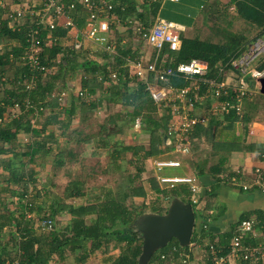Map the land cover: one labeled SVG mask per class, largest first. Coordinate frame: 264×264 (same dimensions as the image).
Segmentation results:
<instances>
[{"label":"trees","instance_id":"16d2710c","mask_svg":"<svg viewBox=\"0 0 264 264\" xmlns=\"http://www.w3.org/2000/svg\"><path fill=\"white\" fill-rule=\"evenodd\" d=\"M23 1L25 0H17L18 3ZM113 4L115 13L121 18L124 27L127 26L126 21L132 18H137L145 26L150 27L161 8L159 2L141 4V11L138 10L135 0H115ZM231 13L236 15V22L240 26L239 34L231 32L225 37L219 35L215 37L211 33L201 39L199 36H187V31H184L177 51L171 52L167 48L163 50L161 55L165 56L164 69H176L179 64H188L192 60L206 62L208 72L200 83L203 94H206L209 82L221 84L229 77L242 78L234 63L258 40L264 39V0H229L226 3L211 4L202 19L208 21L210 15ZM3 14V9L0 7V42L6 40L16 42L17 45L10 51L4 50L0 53V86L5 87L7 84L11 86L0 89L2 96L0 157L12 155L0 159V168L8 174L7 176L5 173L0 182L6 187L15 185L19 189L12 195L17 197L18 205L12 212L4 206L1 215L4 220L0 222V237L4 227L10 223L16 226V233L8 240V245L3 244L0 239V249L3 251L13 249L17 253L16 256L20 250L22 254L18 259L19 264H49L55 256L60 261H65L70 255L76 257L80 254V261H84L87 256V253L83 254L85 249L95 252L110 249L111 245L118 248L125 244L113 264H139L143 240L133 229L137 219L146 213L166 214L169 202L173 198H180L192 204L197 220L195 206L189 200L192 191L188 185L177 184L170 188L159 184L156 176L151 174L146 184L140 183L141 174L145 170L136 167V173H133L127 171L124 164L126 153H131L135 159L143 163L152 158L164 157L170 150L166 140L170 139L168 133L170 115L167 112L159 115L158 106L153 101L147 85L154 84L156 89L164 86L183 88L188 82L183 76L175 74L168 77L167 82H155L152 76L144 83L130 76L127 68L117 71L115 66L122 65L124 58L129 57L131 60L138 58L137 51L131 48L122 50L119 47L117 56L105 52L108 56L101 54L103 60L100 62L88 54L83 55L73 47L64 49L59 43H55L51 49L46 51L44 49L42 59L49 70L55 68L56 71L37 75L34 88L27 90L22 82L30 79L34 73L21 57L27 53L29 47L25 34L30 23H23L21 29H11ZM211 26V30L217 31L216 25ZM65 34L66 30L61 28L54 33L57 37H64ZM9 45L10 43L7 46ZM58 56L60 59L56 62ZM253 68L258 74L264 73V54L253 61L251 69ZM114 71L118 73L116 80L111 78ZM10 72L13 74L10 75ZM78 75L80 76L79 91L88 95L89 99L82 100L78 94L69 89V81ZM44 77H47L45 81H43ZM57 91L60 92V96L68 93L66 106L60 107L58 103L60 96L55 95ZM95 95L99 98H95ZM233 95L234 92L230 91L229 95H223L220 100L224 102ZM103 103L106 105L105 114L103 112L105 119L97 125V128H93L90 121L99 120L95 114L96 112L99 114L100 105ZM110 106H122L132 111H127L126 114L116 110L114 112ZM44 109H49L47 115ZM137 119L141 121L140 130L149 137V147L126 146L116 140L113 143L114 136L118 133L122 135L124 127L125 129L132 127ZM229 119L233 123L234 117L231 116ZM220 125V121L213 120L208 127H198L191 136L196 174L198 177L209 174L217 183L232 184L231 180L237 174L227 169L229 155L242 148L249 149L250 146H243V141L240 140L217 139L215 130ZM59 139L63 142L59 143ZM112 144L115 147L113 150H111ZM207 144L210 145L209 149L206 147ZM53 145L57 151H54ZM118 146H121V149H118ZM89 147L90 156L101 157L102 154H106L109 157L105 169L99 171L96 170L97 168L86 167L83 164L79 174L84 181L75 177L70 182V190L67 189L65 192L69 193L66 198L73 202L87 198L91 201L81 205L62 202V199L57 198L50 201L48 192L38 189L37 180L40 171H37V168H43L44 161L55 152L54 167L56 169L67 167V175L71 177L77 173L75 165L84 163L82 157ZM130 162L134 164L132 160L127 161L129 164ZM103 174L106 176V185L101 187L98 193L94 191L89 196L84 188L88 184L85 177L97 178L99 181L98 178ZM53 178H56V174ZM120 181L122 184H119ZM30 186L33 187L30 189L31 192H29ZM137 198L143 200L142 206L136 203ZM147 200H149L148 204H145ZM140 206L149 208V211H139ZM64 213L69 215L70 219L61 226L58 218ZM31 214L32 217L28 218ZM92 216L94 218L89 220ZM250 217L249 214L243 215L240 222L249 220ZM257 219L264 228V213H258ZM36 220L51 221L53 227L51 230L34 229ZM196 224L195 221L191 243L196 241ZM234 230L231 228L220 237V243L225 245L223 254L228 252V242L232 239ZM208 236L214 239L212 234ZM245 242V244L255 243L249 236L245 238ZM172 243V246H177L181 251L189 250L180 248L176 240ZM174 247L169 246L167 249L172 250ZM165 252L166 250L161 251L160 254ZM157 259L158 256L154 261ZM7 260L4 252H1L0 264H6ZM154 261L152 257L149 264H153Z\"/></svg>","mask_w":264,"mask_h":264},{"label":"crops","instance_id":"0c3cea01","mask_svg":"<svg viewBox=\"0 0 264 264\" xmlns=\"http://www.w3.org/2000/svg\"><path fill=\"white\" fill-rule=\"evenodd\" d=\"M64 1L70 2L72 0H64ZM112 1L114 3L115 0H112ZM135 1L138 5L137 6L138 10L141 9L142 7L141 4H144L147 2L146 0H135ZM228 1L229 0H201L199 13H191L190 12L191 7L189 6V3L191 2V0H178L175 2L171 0H159L155 2V3L159 2L161 4L160 13L156 19L160 18V19H164L170 22L183 25L184 27H186L185 31H187V28L190 29V33H191L190 36L192 37H195V36L200 37L199 34L204 29L205 32L203 33V36L200 37L201 39L206 38V36L208 35V32L210 33V31L216 32L217 35L221 37L222 36L225 37L231 32L239 34V29L237 28H240V27L238 25V22H236L237 18H236L235 13L222 14V15L216 14L213 16L210 15L208 21H204L202 19V17H204L206 14L208 6H210L211 4H217L221 2L226 3ZM16 3L18 4L17 1L11 2L8 4L6 2V5L4 6V8H2L4 12L3 14L4 19H5L6 14L10 11V9L15 8V6H17ZM182 13H186V19L190 21L189 23L185 22V19L182 18ZM71 16L80 29L84 28L85 20L87 17L86 12H84L81 8L78 7L77 11L73 12ZM201 22L203 24V27L198 26V23H201ZM211 25L213 26L216 25L218 27L217 31L211 30L210 29L212 27ZM8 27L13 29L10 23H8ZM125 30L129 31L128 28L121 26L118 29V32L116 34L122 37V39L126 42L124 44H119V47H121L122 50L124 49L127 50L131 48L133 49V51H137L139 56L141 54V57H143L144 60H145V56L148 53V51H151L153 52L152 57L147 62L153 61L156 55V51L152 47L148 46L145 42H142V40L136 39V41H139L140 44L143 45L142 47H139L136 44H132L129 38H126V39L123 38L125 35H128L126 34ZM130 32L132 33L131 30ZM245 35L249 37V35L247 34ZM65 36L64 37L56 36L57 38H60L58 43L64 49L65 47L71 48L73 40L71 38H69L68 40L65 38ZM262 41L264 42V40ZM9 43L10 45L8 47L7 45ZM16 45H17L16 42L4 40L0 42V47L2 48V50L0 49V53L3 52L4 50L10 51L12 47ZM255 45L256 44H254L249 50L251 51ZM52 46L53 45L45 44L44 46L45 51L47 49H51ZM79 52H81L83 55L88 54L90 56L93 52H96V54L99 55L97 56V59L100 62H102L103 60L101 59V54L103 56L104 55L108 56L107 55L108 53L106 54L105 51L102 49V47L92 42L86 41V40H84L82 50ZM247 53H245L244 55H246ZM127 58H124V62L122 65L115 66L117 71L118 70L120 71V69L122 68H126L125 65H126ZM103 63H106V62H103ZM79 72H81V70H79ZM261 75L263 76L264 73L258 74V71L255 68H253L249 70L248 75H246L245 77H242V78L229 77L228 80L226 79L227 83L230 81H233V83H238L239 86L243 85L244 87L242 86L241 87L246 90V93L243 99H240L238 101L235 100L231 102V105L233 104L234 106L229 107V110L225 112L218 111L217 113H214L213 111H215L216 109L215 107L219 105L218 103L222 102L220 99L223 95H229L230 91H233L234 95L238 94V90L241 89V87H225L221 96L216 99L213 96L209 95L207 91H206V94H203L202 87L201 89H199L198 92L196 91L193 93V97H197V100H196L197 102H196L194 113H196L198 116L207 117L208 121L204 125L196 126L194 130L188 134L190 145L192 143V141L190 140L191 136L193 135V133L198 127H208L211 125L213 120L214 121L218 120L221 122V125L219 126V128L215 130L217 131L216 132L217 137H218L217 139H220L222 141L234 140V139L240 140V141H243V146L245 145L250 146L249 149L242 148V149L233 151L229 155L227 169L237 174V176L234 177L237 180L235 185L217 183L215 178L209 174H206L203 177H198L196 174L197 171L195 168L194 155L192 152V148L190 149V153L188 155L177 153L174 150L175 142H172L171 139L169 140L166 139L167 145L170 148L169 153L166 154V156L152 158L146 162L147 163V165L145 166L146 171H148L149 174L156 176L155 177L156 179H158L159 177H162V178H192L194 179L193 186L198 189L196 193L192 192V194L189 197V200L195 206V211L197 214V220H196L197 224H196V230H195V233L197 234L196 241L194 243H191L189 247H186L187 249H189L187 252L183 250L182 251L179 250L178 247L175 245L172 246L173 244L172 243L173 241H172L171 243L168 244V246H171V247L175 246L174 248H176L177 251L174 252L173 248L172 250L171 248L166 249L165 253H161L158 255V259L154 261L153 264H181L182 259H183L180 256L181 254L188 255V258H190L191 262H193L192 264H210L208 260L210 247L213 246L221 254H223L224 252L223 248L225 245H222L220 243V237L224 233H227L229 230H231V228L235 229L234 234H233V237H234L238 232V228L240 224L244 221H250L251 223L254 224L255 228H254V233L252 234L257 236L254 238L252 235L249 234V235H246V237L249 236L252 240L255 241V243L264 242V228L263 226H260L261 221L257 219L258 213H264V192L255 185V182L257 180V173H256L257 169L259 168L263 169L262 178L264 180V94L261 93V85L259 82V79H261L262 77ZM7 86H9L8 88L11 87L10 84H7ZM174 88L182 89L179 87H174ZM1 97L2 96L0 95V98ZM229 98H227L226 100H228ZM159 115L161 116L160 112H159ZM231 116L234 117L233 123L229 119ZM135 125L136 123L134 124V126ZM137 129H141V125ZM227 131H230L231 134ZM143 133L146 134L145 132ZM62 142H63L62 139H59V143H62ZM206 147L209 148L210 145L207 144ZM55 150L57 151V148L55 149L54 147V151ZM11 156H12L11 154L6 155V156H1L0 159L11 157ZM52 156H54L55 158V152H54V155ZM52 156L50 155L48 158ZM157 161H178L181 163V166L179 168H165L161 171H158L155 166ZM48 170L50 171V169ZM169 170H173V172L176 173V175L169 176V174L172 173V172H169ZM37 171H40L38 175V180H37L38 182H39V177L43 178L47 176L44 173L48 174L47 169L44 173H43V168L42 170L40 168L38 170L37 168ZM111 171L112 173L114 172L113 169ZM5 173L7 174V172H4L3 169L0 168V181L2 177L5 176ZM56 177H58L57 180H62V179L63 181L64 179L68 180L69 176L67 175V167H64V166L59 167L57 169ZM46 178L48 182L54 186L53 183L55 181L53 179H51L52 180L51 181L50 178L48 179V177ZM61 184L62 183H58V186H61ZM53 186L50 185V188H53ZM188 186L191 188V191H192V187L190 185ZM244 187H248V189L244 190ZM32 188H33L32 186L29 187V192L32 191V190L30 191V189ZM48 188L49 187L44 186L42 190L47 191ZM17 189H19L18 186L11 185L9 187H6L4 184L0 182V222L4 220L3 217H1L4 206H6L10 210V212H12L15 209V207L18 205L17 197L12 196L14 195L15 190L17 191ZM207 195H212L213 197L208 198ZM137 199L139 201L142 200L141 198H137ZM172 200L169 202L167 206V210ZM87 201L90 202L91 199L87 198ZM184 203H187V202H184ZM145 204H148V202H146ZM246 214L251 215L250 219L243 220L240 222L243 215H246ZM61 216L58 219L60 221H63V219H65L64 223L68 222V220L70 219V218H65L66 216L64 218ZM31 217H32V214L28 216V218H31ZM93 218L94 216L90 217L89 220ZM44 222L45 220H36V223L34 224V229L42 230V224ZM14 233H16V226L13 223L12 224L10 223L9 225L5 226L4 229L2 230V236L0 237L3 244H7L8 240L11 238V236ZM208 234H212L214 236V239L210 238ZM232 239L230 240V242H228L229 248H230ZM255 243L251 242V245ZM124 246L125 244L122 246H119L118 248H114L113 245H111L110 246L111 249H101L95 252H90V249H85L83 251V254L87 253V256L84 261H80L81 260L80 254L76 257L70 255L67 257L65 261H60L58 257L55 256L53 260L49 262V264H95L94 263L95 258L98 253H100L99 255H101V253L104 255H101L100 257V259H102L101 263L97 262L96 264H113L115 259L119 256L120 251H122V247L124 248ZM180 248L182 247L180 246ZM186 248H182V249H186ZM1 252H4L5 258L8 259L6 264H19L20 260L18 259H20L21 254H22L20 250L18 251L17 256H16L17 253L13 249H5L4 251L3 249H0V253ZM162 256H166V258L162 259ZM226 264H247V263L240 259H229ZM262 264H264V262Z\"/></svg>","mask_w":264,"mask_h":264},{"label":"built area","instance_id":"2783aa9c","mask_svg":"<svg viewBox=\"0 0 264 264\" xmlns=\"http://www.w3.org/2000/svg\"><path fill=\"white\" fill-rule=\"evenodd\" d=\"M17 0H13L15 2ZM147 3H155L159 0H146ZM178 1V0H171ZM17 4V3H16ZM6 0H0V7L4 8ZM81 8L87 13L84 28L80 29L72 18L71 14ZM141 11V10H139ZM5 19L11 24L13 29H21L23 23H30L25 40L29 44L27 53L21 57L31 69L34 75L22 82L27 90L34 88L37 75H45L49 72V68L43 62L42 54L44 51L43 44L53 45L58 43L54 33L58 28L66 30L65 38L73 40L72 47L78 51L82 50L84 40L92 42L108 53L117 56L119 44L126 43L122 38L118 37V29L123 25L121 18L115 13V6L112 0H72L65 2L64 0H25L19 2L15 8L10 9ZM126 28L132 31L140 40L152 47L156 51L153 61L145 62L141 54L135 60L129 57L126 59L125 67L128 69L130 76L135 77L138 81L147 82L152 76L155 82H167L168 77L175 74L183 76L188 85L182 89L164 86L156 89L154 84L147 85L151 92L153 101L157 104L161 115L168 113L170 122L168 125V133L172 142H175V152L183 155L190 153L191 145L188 134L198 125H204L208 119L205 116H198L194 113L197 97H193L194 92L201 89L200 83L208 72V64L201 60H192L190 63L179 64L176 69H164V59L162 52L165 48L171 52L177 51L181 45V34L185 31L183 25L170 22L164 19H156L150 26H145L139 19L132 18L125 23ZM19 27V28H18ZM74 32V33H73ZM2 50V48L0 47ZM251 53V52H250ZM249 52L243 55L236 63L235 67L241 75L245 77L249 73V65L251 58L254 57ZM161 60V63H160ZM262 76V75H261ZM112 80L118 78V73L111 74ZM229 79V78H228ZM227 79V80H228ZM5 80V79H4ZM207 93L215 99L220 97L225 87H244L238 83L230 81L218 84L209 82ZM238 90V94L233 95L228 100L218 103L214 113L218 111L225 112L229 107H233L231 102L243 99L246 90L242 88ZM78 95L82 98H88L84 92L79 91ZM237 98V99H236ZM16 110L18 105L16 104ZM15 110V111H16ZM140 119L136 121V127H140ZM156 169L161 171L165 168H179L181 163L178 161H157ZM263 169H257V180L255 185L264 192V180L262 178ZM159 184L170 186L173 188L177 184H186L192 187V192L196 193L198 189L193 186L192 178H162L158 179ZM236 178H232V185L236 184ZM248 187H244L247 190ZM196 202V201H194ZM53 223L45 221L42 229L51 230ZM254 224L250 221H244L240 224L237 234L233 237L228 253L221 254L213 246L210 247L208 260L210 264H226L229 259H240L247 264H262L264 261V242L245 244L246 235L257 237L254 233ZM173 251H177L173 248ZM181 264H192L188 255L181 254ZM166 256H162L165 259Z\"/></svg>","mask_w":264,"mask_h":264},{"label":"rangeland","instance_id":"374dc122","mask_svg":"<svg viewBox=\"0 0 264 264\" xmlns=\"http://www.w3.org/2000/svg\"><path fill=\"white\" fill-rule=\"evenodd\" d=\"M6 2H7V4L8 3H11V2H13V0H6ZM200 2H201V0H191V2L189 3V6L191 7V13H199V8H200ZM182 18H184L185 19V22H187V23H189L190 21L188 20V19H186V13H182ZM192 21V20H191ZM198 26L199 27H203V24H202V22L201 23H198ZM240 27V26H239ZM205 29H207V28H205ZM237 29H239V28H237ZM201 30V29H200ZM207 31V30H206ZM125 32H126V34H128V35H125L123 38H129L130 39V42L132 43V44H136L137 46H139V47H142L143 45L142 44H140V42L139 41H136V39H138V40H140L138 37H137V35H134V34H132L131 32H130V30L128 31V30H125ZM124 32V33H125ZM205 32V30L203 29L201 32H200V37L201 36H203V33ZM212 33V35L213 36H217V33L216 32H211L210 31V33L208 32V34H211ZM186 35L187 36H190V29L189 28H187V33H186ZM121 36H123V35H121ZM118 37H120V36H118ZM120 38H122V37H120ZM262 40H264V39H262ZM262 40H259V41H257L255 44V46L253 47V49L250 51H248L250 54H252L254 57H252L251 58V63H250V65H249V69L248 70H251V65H252V63H253V61H255V59H257L258 57H261L263 54H264V42L262 41ZM142 42H144V40L142 41ZM66 49H68V48H66ZM152 53L153 52H151V51H148V53L146 54V56H145V61L147 62L151 57H152ZM93 54V55H92ZM91 54V57H93V58H97V56H99L98 54H96V52H93ZM59 59H60V57L58 56L57 58H56V62H58L59 61ZM17 66H18V64H17ZM51 73H53V72H55L56 71V69L54 68V69H51V70H49ZM13 74V72H10V75H12ZM45 79H47V77L45 78L44 77V79H43V81H45ZM68 85H69V89L70 90H73V92L75 93V94H78L79 92V88H80V76L78 75L76 78H71V80L69 81V83H68ZM6 87H9V86H5V87H3V86H0V89L1 88H5L6 89ZM60 94V92L59 91H57V92H55V95L56 96H60L59 95ZM65 96V97H64ZM67 96H68V93H66V95L65 94H62L61 96H60V98H59V102L58 103H60V107H64V106H66L67 105ZM62 98V99H61ZM94 98V97H93ZM95 98H99V96L97 95H95ZM61 99V100H60ZM81 99L82 100H85L86 98H82L81 97ZM107 106L109 107V105L107 104ZM111 107V106H110ZM106 108V105H105V103H103L102 105H100V108H99V114L96 112V114H95V116L96 117H99V120L98 119H92L91 121H90V124L93 126V128H97V125L99 124V123H101V122H103V120L105 119L104 117V114H105V109ZM112 109H114V112H115V110L116 111H122V112H125V114H126V112L127 111H132V109H130V108H125V107H122V106H117V107H111ZM44 112H45V114L47 115V113L49 112V109H44ZM103 112H104V114H103ZM107 112H108V114H109V111H108V109H107ZM107 114V113H106ZM97 120V121H96ZM96 121V122H95ZM95 122V123H94ZM121 125V124H120ZM89 126V125H88ZM136 126V125H135ZM134 125L132 126V127H127L126 129H125V127H124V133L121 135V134H116V136H114V138H113V143H114V141L116 140L117 142H120V143H122V144H124V145H126V146H129V145H139V146H142V148H148L149 147V137L146 135V134H144L142 131H140V129H137L136 127H135ZM227 132H229L230 134H231V132L230 131H227ZM115 147H114V145L112 144V148H111V150H113ZM118 149H121V146H118ZM209 149V148H208ZM87 151H86V153H84V155L85 156H83L82 158H84V163L82 162V164H76L75 165V170L77 171V173H75L74 175H72L71 177H69V179L68 180H66V179H64V181H63V179L62 180H57V178L58 177H56L55 179L53 178V175L54 174H56L57 173V169L54 167L55 166V164H54V162H55V158H54V156H52V157H50V158H48V159H46L45 161H44V167H43V173L46 171V169H47V171H48V174L47 173H44V174H46L47 176H45V177H39V182H38V189H39V191H41L42 189H43V187L44 186H47V187H49L48 189H47V191H48V199L51 201L52 199H55V198H57V199H59V200H63L62 202H66V203H73L74 205H81V204H85V203H88V201H87V199H80V200H77V201H75V202H73V201H71L70 199H67L66 198V196L68 197V195H69V193H66L65 191L67 190V189H69L70 188V182L71 181H73L74 180V178L75 177H78V178H80L82 181H84V178L79 174V171H80V169L82 168V165L83 164H85V166L86 167H93V168H97L96 170H99V171H101V170H103V169H105V167H106V164H107V162L109 161V157H107L106 156V154H102L101 155V157H94V156H90V153H91V149H90V147L89 148H87L86 149ZM56 157V156H55ZM124 159H125V167H126V169H127V171H130V172H133V173H136V167H140V168H142L143 170H145V172L143 173V174H141V177H140V183H144V184H146L147 182H148V179H150V175H149V172L148 171H146V169H145V166L147 165V163L146 162H141V160L139 161V160H137V159H135L132 155H131V153H126L125 155H124ZM130 160H132L133 162H134V164H132L131 162H130V164L129 163H127V161H130ZM148 167V166H147ZM149 168V167H148ZM41 170H42V168H40ZM48 169H50V171L48 170ZM38 170H39V168H38ZM169 172H172V173H170L169 174V176H174V175H176V173H174L173 172V170H169ZM42 176H44V175H42ZM46 177H48V179L50 178V180L53 178V180L55 181L53 184H54V186L51 184V183H49L48 182V180H47V178ZM85 177V176H84ZM60 178H61V176H60ZM109 178V177H108ZM112 178V177H111ZM45 179V180H44ZM85 179L87 180V182H88V184L87 185H85V187L84 188H86V190H87V194L89 195V196H91L92 194H93V192L95 191V193H98L99 192V189L101 188V187H103L104 185H106V183H105V180H106V176L103 174V175H101V177L100 178H98L99 179V181L97 180V178H92V179H90V178H86L85 177ZM52 181V180H51ZM59 181V182H58ZM58 183H62L61 184V186H58ZM119 184H122L121 183V181H120V183ZM50 185L51 186H53V188H50ZM66 186V187H65ZM65 187V188H64ZM70 190V189H69ZM97 191V192H96ZM35 197H36V195H35ZM47 197V196H46ZM36 199H37V197H36ZM40 201H41V198L39 199ZM149 200H147L146 202H148ZM145 202V203H146ZM136 203L138 204V205H141L142 206V204H143V201L142 200H137L136 201ZM138 207V210L139 211H144V212H148L149 211V208L148 209H145L144 207ZM147 214V213H146ZM66 216V217H65ZM61 217H65V218H69L70 216L69 215H67L66 213H64L63 214V216H61ZM62 218V219H63ZM65 222V219H63V221H61L60 222V224H61V226L63 225V223ZM169 246H167L166 248H164V249H161V250H159V251H157L154 255H153V261L156 259V257L160 254V252L161 251H164V250H166L167 248H168ZM111 249V248H110ZM100 253H98L97 255H96V258H95V264L97 263V262H100L101 263V261H102V259H100V257H101V255H104V254H102L101 253V255H99Z\"/></svg>","mask_w":264,"mask_h":264},{"label":"water","instance_id":"95a60500","mask_svg":"<svg viewBox=\"0 0 264 264\" xmlns=\"http://www.w3.org/2000/svg\"><path fill=\"white\" fill-rule=\"evenodd\" d=\"M261 93L264 94V75L259 79ZM193 207L178 198L172 200L167 213L163 215L145 214L133 224L134 231L143 240L139 264H149L153 255L176 240L182 248L189 247L195 228Z\"/></svg>","mask_w":264,"mask_h":264}]
</instances>
